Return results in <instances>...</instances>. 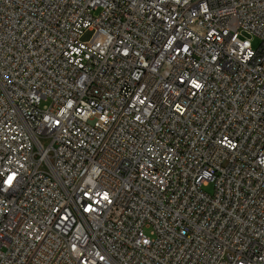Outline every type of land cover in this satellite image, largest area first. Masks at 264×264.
<instances>
[{
	"label": "built area",
	"instance_id": "built-area-1",
	"mask_svg": "<svg viewBox=\"0 0 264 264\" xmlns=\"http://www.w3.org/2000/svg\"><path fill=\"white\" fill-rule=\"evenodd\" d=\"M0 264H264V0H0Z\"/></svg>",
	"mask_w": 264,
	"mask_h": 264
},
{
	"label": "rangeland",
	"instance_id": "rangeland-1",
	"mask_svg": "<svg viewBox=\"0 0 264 264\" xmlns=\"http://www.w3.org/2000/svg\"><path fill=\"white\" fill-rule=\"evenodd\" d=\"M92 36H93V33H92V32H87V33L84 35V37H83V41L86 42V41L91 40ZM258 45H259V41H258L257 39H254V40H253V46H254L255 48H257ZM212 190H213V187H212V186L205 188V191H207V192H212Z\"/></svg>",
	"mask_w": 264,
	"mask_h": 264
},
{
	"label": "snow or ice",
	"instance_id": "snow-or-ice-1",
	"mask_svg": "<svg viewBox=\"0 0 264 264\" xmlns=\"http://www.w3.org/2000/svg\"><path fill=\"white\" fill-rule=\"evenodd\" d=\"M196 87H199V85L197 84ZM11 179V178H10ZM106 198V197H105Z\"/></svg>",
	"mask_w": 264,
	"mask_h": 264
}]
</instances>
